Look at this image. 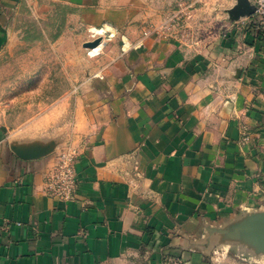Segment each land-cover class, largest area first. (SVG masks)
I'll use <instances>...</instances> for the list:
<instances>
[{"label": "crops", "instance_id": "obj_1", "mask_svg": "<svg viewBox=\"0 0 264 264\" xmlns=\"http://www.w3.org/2000/svg\"><path fill=\"white\" fill-rule=\"evenodd\" d=\"M142 3L0 0V62L47 40L40 23L118 36L46 114L0 117V264H264V37L238 0L213 40L143 37ZM66 145L70 202L44 191Z\"/></svg>", "mask_w": 264, "mask_h": 264}, {"label": "rangeland", "instance_id": "obj_2", "mask_svg": "<svg viewBox=\"0 0 264 264\" xmlns=\"http://www.w3.org/2000/svg\"><path fill=\"white\" fill-rule=\"evenodd\" d=\"M140 1L148 13V19L141 31L143 37V32L149 31L148 36L191 34L196 40H213L221 29L222 14L218 9L220 0ZM40 26L46 32L47 40L31 44L21 49V54L0 62V117L4 120L2 124L8 127L46 114L50 108L42 106V100H51L60 95L63 92L62 87H68L75 82L76 74H80V70L91 68L90 61L86 60L96 59L107 48L115 47L118 41L116 33L113 36L109 34L112 28H93L97 35H103L106 31L109 33L98 37L103 43L98 55L89 56V50L83 44L97 38L91 37V28L84 26L78 17L73 16L67 26L63 25L62 36L56 42L52 40L58 26L49 23H40ZM100 30L103 32L98 33ZM27 51H30V55H27ZM43 69L45 75L41 73ZM36 70L38 72L32 74ZM42 82L48 84V89L40 88Z\"/></svg>", "mask_w": 264, "mask_h": 264}, {"label": "built area", "instance_id": "obj_3", "mask_svg": "<svg viewBox=\"0 0 264 264\" xmlns=\"http://www.w3.org/2000/svg\"><path fill=\"white\" fill-rule=\"evenodd\" d=\"M253 6V15L243 18L245 21L251 22L253 28L264 36V0H253ZM90 32L92 38L99 37L91 30ZM143 34L148 36L149 31H144ZM77 159L78 149L75 147L66 145L60 148L54 166L45 175L44 191L48 196L58 198L64 202H70L76 198L78 179L75 164Z\"/></svg>", "mask_w": 264, "mask_h": 264}, {"label": "water", "instance_id": "obj_4", "mask_svg": "<svg viewBox=\"0 0 264 264\" xmlns=\"http://www.w3.org/2000/svg\"><path fill=\"white\" fill-rule=\"evenodd\" d=\"M232 15L235 18L250 17L254 13V6L249 3L248 0H238L237 6L232 10ZM101 40L97 38L96 40L85 42L83 47L85 49H94L100 44Z\"/></svg>", "mask_w": 264, "mask_h": 264}, {"label": "bare ground", "instance_id": "obj_5", "mask_svg": "<svg viewBox=\"0 0 264 264\" xmlns=\"http://www.w3.org/2000/svg\"><path fill=\"white\" fill-rule=\"evenodd\" d=\"M91 31L94 32L93 29H91ZM102 32H103V30L98 31V33H102ZM94 33H95V32H94ZM95 34H96V33H95ZM96 35H97V34H96ZM99 36L102 37L103 35H99ZM102 45H103V43L100 42V44H99L96 48H94V49H88V50H89V55H90V56H95V55H97L98 52L101 50Z\"/></svg>", "mask_w": 264, "mask_h": 264}, {"label": "trees", "instance_id": "obj_6", "mask_svg": "<svg viewBox=\"0 0 264 264\" xmlns=\"http://www.w3.org/2000/svg\"><path fill=\"white\" fill-rule=\"evenodd\" d=\"M59 32H60V31H57V33L55 34V36H54L53 39H56V38L58 37ZM261 35H262V34H261ZM262 36H263V35H262ZM36 37H37V36H36V33H35V32H30V31H28V32H27V35H26V37H25V39L29 40V39L36 38ZM263 37H264V36H263Z\"/></svg>", "mask_w": 264, "mask_h": 264}]
</instances>
